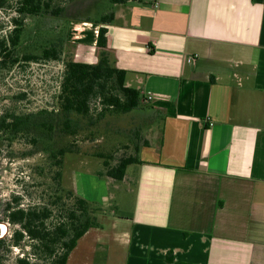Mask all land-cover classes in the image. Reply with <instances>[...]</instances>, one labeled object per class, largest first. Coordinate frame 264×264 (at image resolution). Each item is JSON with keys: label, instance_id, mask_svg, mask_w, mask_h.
Masks as SVG:
<instances>
[{"label": "crops", "instance_id": "obj_1", "mask_svg": "<svg viewBox=\"0 0 264 264\" xmlns=\"http://www.w3.org/2000/svg\"><path fill=\"white\" fill-rule=\"evenodd\" d=\"M80 9L72 59L96 64L105 26L112 65L161 122L141 163L107 176L67 264H264V0H127L108 24Z\"/></svg>", "mask_w": 264, "mask_h": 264}, {"label": "rangeland", "instance_id": "obj_2", "mask_svg": "<svg viewBox=\"0 0 264 264\" xmlns=\"http://www.w3.org/2000/svg\"><path fill=\"white\" fill-rule=\"evenodd\" d=\"M51 7L37 15H20L16 11V0H0V37L14 28L13 18L23 19V31L13 57L19 61L11 65L0 64V114L7 112L35 113L47 122H53L52 131L35 133L36 141L19 138L13 143L7 135L0 134V218L8 227L4 236L6 243L0 246V264H16V258L31 252L35 264H50V257L35 249L26 238L21 247L11 246L10 238L18 228L8 222L4 211L10 201L29 208L43 206L53 200L56 193L55 172L60 169L54 154L60 148L70 149L62 158V188L64 196L68 191L86 198L98 207L113 192L105 171L104 161L115 165L122 157L135 155L136 147L157 130L161 122L158 112L151 104L141 105L126 113L106 112L98 114V100L92 101L91 116L73 115L77 133L62 130V115L58 112V94L64 71V62L72 59L67 39L70 29L69 9L75 15L96 18L112 10L111 0L86 3L79 0H46ZM62 8L58 15L52 11ZM75 13V12H74ZM57 44L62 50L60 60H26V55H42L43 51ZM107 199V200H105ZM114 203V201H111ZM60 218L58 211L49 221ZM0 227V237L2 235ZM34 250V251H33Z\"/></svg>", "mask_w": 264, "mask_h": 264}, {"label": "trees", "instance_id": "obj_3", "mask_svg": "<svg viewBox=\"0 0 264 264\" xmlns=\"http://www.w3.org/2000/svg\"><path fill=\"white\" fill-rule=\"evenodd\" d=\"M113 3H123L127 0H111ZM16 11L20 15H37L51 7L46 0H16ZM62 8H57L52 12L56 15L62 12ZM113 12L102 15L98 21L101 24H108L113 21ZM14 28L6 35L0 37V64H16L19 59L13 57L15 48L19 45L23 31V19L13 18ZM108 29L101 26L99 29L97 45L102 49L99 61L96 64L85 63L68 59L64 62V71L60 83L58 94V112L63 118L61 120L64 132L76 134L77 129L73 124V115L88 117L92 113V101L98 100L100 116L110 111L113 113H126L138 108L142 102V94L139 89L128 86L126 83L127 71L116 68L112 65L106 47L108 45ZM62 50L57 44L47 48L42 55H26V60L52 59L60 60ZM53 122H47L39 118L38 114L7 112L0 114V134L7 135L10 142L19 138H30L36 141L35 133L43 130L42 134L48 130L52 131ZM147 142V141H146ZM137 153L122 157L115 165L109 160L104 161L105 171L102 175H107L116 180H122L129 165L141 163L139 158L140 146L136 147ZM70 151L69 148H60L54 154L57 158L56 165L59 166L55 172L56 193L49 203L43 206L25 208L20 206L18 198L16 204L6 202L4 211L8 216V222L19 227L14 230L10 238L11 246L23 245V241L28 238L33 243L35 249L50 257V264H67L69 255L76 247L78 240L92 227L99 226L97 212L101 207L95 206L86 198L80 197L68 191L67 195L59 193L62 188V164L63 156ZM1 206V202H0ZM1 209V208H0ZM58 211L60 218L56 222L49 221ZM2 219L0 218V222ZM6 234V233H5ZM0 237V246L6 243V238ZM34 251V250H33ZM30 253L18 256L16 264H35ZM170 259V258H169ZM1 263V256H0Z\"/></svg>", "mask_w": 264, "mask_h": 264}, {"label": "bare ground", "instance_id": "obj_4", "mask_svg": "<svg viewBox=\"0 0 264 264\" xmlns=\"http://www.w3.org/2000/svg\"><path fill=\"white\" fill-rule=\"evenodd\" d=\"M0 227H2V233H3V234H4L5 232H7L8 227H7V225H6L5 223L0 222ZM3 234H2V235H3Z\"/></svg>", "mask_w": 264, "mask_h": 264}, {"label": "built area", "instance_id": "obj_5", "mask_svg": "<svg viewBox=\"0 0 264 264\" xmlns=\"http://www.w3.org/2000/svg\"><path fill=\"white\" fill-rule=\"evenodd\" d=\"M151 98H152L151 96H148V97H146V100L145 101L148 102V101L151 100Z\"/></svg>", "mask_w": 264, "mask_h": 264}]
</instances>
